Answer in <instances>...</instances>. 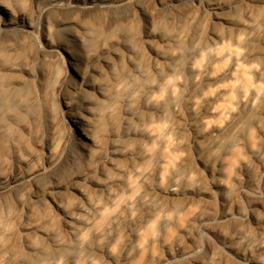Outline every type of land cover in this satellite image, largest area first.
I'll list each match as a JSON object with an SVG mask.
<instances>
[{
  "label": "bare ground",
  "instance_id": "bare-ground-1",
  "mask_svg": "<svg viewBox=\"0 0 264 264\" xmlns=\"http://www.w3.org/2000/svg\"><path fill=\"white\" fill-rule=\"evenodd\" d=\"M263 16L0 0V264H264Z\"/></svg>",
  "mask_w": 264,
  "mask_h": 264
},
{
  "label": "rangeland",
  "instance_id": "rangeland-1",
  "mask_svg": "<svg viewBox=\"0 0 264 264\" xmlns=\"http://www.w3.org/2000/svg\"><path fill=\"white\" fill-rule=\"evenodd\" d=\"M191 5V9H193L195 12H197V14H201L202 16L205 17V20L207 22V24H211V23H215L214 19H212L211 14L209 13V9H207L204 5H199L198 3H193L190 4ZM258 29L252 33L250 40L243 45V47H237V46H231V50L234 51L236 53L239 54H245L247 52H251L254 49H256L258 46H262V40L264 39V16L259 20L258 22ZM37 37H39V34H36ZM42 45V43H41ZM225 45V47H224ZM222 45V48H228V42L226 44ZM47 47L44 48V51H47ZM226 51V50H225ZM62 66L65 67V64L62 63ZM62 67V68H63ZM176 83L178 84H182V89H183V96L186 94V92L189 91V89H191V80H187V79H183V78H177ZM181 90V89H180ZM179 88H177V93L180 92ZM54 96V97H53ZM182 96V97H183ZM52 99V100H51ZM51 99H50V104L52 106H50L51 110L50 112L52 114H62L63 110L65 109L64 104L62 103V95L59 94L58 92L52 93L51 94ZM177 112L172 111L170 113V116L174 119L177 116ZM184 114V113H182ZM178 117V116H177Z\"/></svg>",
  "mask_w": 264,
  "mask_h": 264
}]
</instances>
